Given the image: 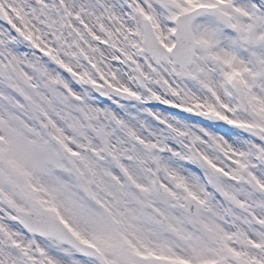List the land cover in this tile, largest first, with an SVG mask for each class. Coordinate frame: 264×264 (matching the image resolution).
Listing matches in <instances>:
<instances>
[{
	"label": "snow or ice",
	"instance_id": "6c2138e0",
	"mask_svg": "<svg viewBox=\"0 0 264 264\" xmlns=\"http://www.w3.org/2000/svg\"><path fill=\"white\" fill-rule=\"evenodd\" d=\"M0 264H264V0H0Z\"/></svg>",
	"mask_w": 264,
	"mask_h": 264
}]
</instances>
